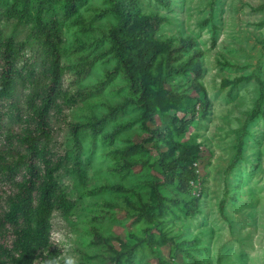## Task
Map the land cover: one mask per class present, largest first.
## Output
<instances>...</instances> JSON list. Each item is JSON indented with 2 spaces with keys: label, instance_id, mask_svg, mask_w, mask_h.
Returning a JSON list of instances; mask_svg holds the SVG:
<instances>
[{
  "label": "rangeland",
  "instance_id": "1",
  "mask_svg": "<svg viewBox=\"0 0 264 264\" xmlns=\"http://www.w3.org/2000/svg\"><path fill=\"white\" fill-rule=\"evenodd\" d=\"M138 2L143 12L163 17L159 40L190 44L178 50L177 61L198 51L199 76L189 71L164 82L182 96L178 108L147 122L150 130H162L173 115L188 118L193 97L204 95L194 89L203 88L206 112L196 102L197 118L175 136L199 148L190 194L162 181L159 152L167 153V146L141 124L136 93L110 50L108 31L117 21L110 0H77L73 10L65 0H0L1 34L19 45L20 71L13 98L2 106L0 155L11 158L21 149L16 135L33 127L31 109L42 97L49 64L35 35L36 18H56L63 77L48 112L47 150L49 159L64 156L54 179L70 202L50 217L57 264H264V87L257 101V79L264 81V0ZM99 118L96 130L73 132L68 124ZM131 145L137 149L130 156L118 152ZM124 161L136 165L122 167ZM13 189L0 169V215ZM94 229L112 238L116 260L107 244L93 241ZM33 264L45 263L37 258Z\"/></svg>",
  "mask_w": 264,
  "mask_h": 264
},
{
  "label": "trees",
  "instance_id": "2",
  "mask_svg": "<svg viewBox=\"0 0 264 264\" xmlns=\"http://www.w3.org/2000/svg\"><path fill=\"white\" fill-rule=\"evenodd\" d=\"M65 1L67 9L73 10L77 0ZM110 3L117 18L115 25L108 31L110 50L116 58L117 66L128 80L129 88L136 93L135 99L131 100L142 110L141 124L150 137L164 139L167 146V153L159 152L162 181L165 184H174L180 193L190 194L196 177L194 159L199 148L196 144L183 145L175 136L184 133L197 118L196 102L202 104V113L206 112L207 98L203 88L197 86L194 89L204 95L201 99L193 97L195 103L188 118L182 119L173 115L170 123L162 130H150L147 122L154 121L156 112L164 113L178 108L182 96L165 88L164 82L189 71L195 77L199 76L201 66L198 51L192 50L185 59L177 61L178 50L190 44L180 40L182 44L176 46L159 40L156 32L163 17L143 12L138 0H110ZM12 11L13 9L7 10L5 15H11ZM34 31L49 56L47 79L39 103L31 109L33 127L16 135L21 149L11 158L0 155V169L14 186L13 191L6 194L5 210L0 215V264H33L37 258L45 264H57L59 251L50 238V217L54 208L66 210L70 207V202L62 196L54 179L64 156L49 159L47 150L50 134L48 112L56 103L58 85L63 77L59 51L62 39L58 19L45 20L37 17ZM18 57L19 45L9 38H3L0 27V135L4 117L2 106L5 100L13 98L14 77L20 74L17 67ZM257 81L260 84L259 102L263 96L264 81ZM12 106L16 108L13 103ZM120 107L121 105L112 107L108 115H112ZM102 119L85 124H68L73 132L83 126L96 130ZM240 143L239 139L238 144ZM136 149V145H131L118 152L130 156ZM124 165L133 167L136 163L124 161L122 167ZM114 188L120 190L118 187ZM152 191L156 197H160L156 185L152 186ZM128 203L144 213L143 209ZM184 205L190 210L189 202H184ZM93 241L107 244L111 253H114L112 258L117 259L118 253L113 248L111 237L94 229ZM125 253L128 257L131 256L128 251Z\"/></svg>",
  "mask_w": 264,
  "mask_h": 264
}]
</instances>
